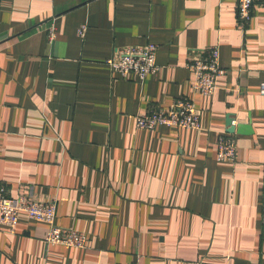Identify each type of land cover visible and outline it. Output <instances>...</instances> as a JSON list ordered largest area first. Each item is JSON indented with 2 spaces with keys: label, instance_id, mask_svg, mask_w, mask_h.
<instances>
[{
  "label": "crops",
  "instance_id": "crops-1",
  "mask_svg": "<svg viewBox=\"0 0 264 264\" xmlns=\"http://www.w3.org/2000/svg\"><path fill=\"white\" fill-rule=\"evenodd\" d=\"M148 42L157 73L106 64ZM211 45L226 72L203 95L187 63ZM262 82L263 4L242 27L237 0H0V184L56 199V223L88 236L48 244L22 213L14 232L0 223V264H264ZM177 98L201 128L136 125ZM229 115L254 129L233 161L217 148Z\"/></svg>",
  "mask_w": 264,
  "mask_h": 264
},
{
  "label": "built area",
  "instance_id": "built-area-1",
  "mask_svg": "<svg viewBox=\"0 0 264 264\" xmlns=\"http://www.w3.org/2000/svg\"><path fill=\"white\" fill-rule=\"evenodd\" d=\"M263 4L264 0H237V19L242 27H246L253 18L255 5ZM86 25H82L79 34L84 36ZM50 32V39L55 35ZM158 45L148 42L143 45H126L117 47L114 53L106 59L111 70L124 77L135 74L143 80L151 74L157 73L160 66L157 63ZM193 73L192 87L203 95H212L217 89L219 75L226 72L220 63V49L218 45H211L195 49L187 63ZM260 92L264 94V82ZM136 125L141 128L155 129L160 125L170 127L201 128L198 107L190 98H177L169 107H154L135 117ZM233 123H236L234 120ZM218 158L233 161L237 156V143L234 134L222 132L217 143ZM27 214L30 218L50 225L45 236L48 244L67 245L86 248L88 236L85 232L58 225L56 223V199H42L30 193L12 196L7 186L0 184V223L9 231L14 232L20 215ZM133 264H141L135 262Z\"/></svg>",
  "mask_w": 264,
  "mask_h": 264
},
{
  "label": "water",
  "instance_id": "water-1",
  "mask_svg": "<svg viewBox=\"0 0 264 264\" xmlns=\"http://www.w3.org/2000/svg\"><path fill=\"white\" fill-rule=\"evenodd\" d=\"M235 120L234 117L231 115L227 118V129L226 132L235 134V133H242V134H250L254 132L253 126H252V120L249 122H236L233 123Z\"/></svg>",
  "mask_w": 264,
  "mask_h": 264
},
{
  "label": "rangeland",
  "instance_id": "rangeland-1",
  "mask_svg": "<svg viewBox=\"0 0 264 264\" xmlns=\"http://www.w3.org/2000/svg\"><path fill=\"white\" fill-rule=\"evenodd\" d=\"M173 103V102H172ZM136 117V116H135Z\"/></svg>",
  "mask_w": 264,
  "mask_h": 264
}]
</instances>
